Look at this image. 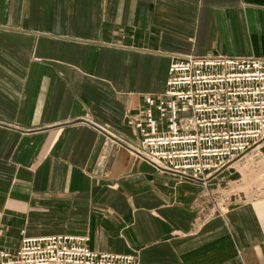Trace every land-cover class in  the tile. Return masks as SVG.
<instances>
[{
  "label": "crops",
  "instance_id": "1",
  "mask_svg": "<svg viewBox=\"0 0 264 264\" xmlns=\"http://www.w3.org/2000/svg\"><path fill=\"white\" fill-rule=\"evenodd\" d=\"M187 53L264 58V0H0V246L68 233L138 264H264V193L135 153L127 118Z\"/></svg>",
  "mask_w": 264,
  "mask_h": 264
},
{
  "label": "built area",
  "instance_id": "2",
  "mask_svg": "<svg viewBox=\"0 0 264 264\" xmlns=\"http://www.w3.org/2000/svg\"><path fill=\"white\" fill-rule=\"evenodd\" d=\"M127 124L135 153L157 171L206 184L264 142V58L172 54L163 90L146 93ZM78 234L23 235L0 246V264H138L130 253L97 252Z\"/></svg>",
  "mask_w": 264,
  "mask_h": 264
},
{
  "label": "rangeland",
  "instance_id": "3",
  "mask_svg": "<svg viewBox=\"0 0 264 264\" xmlns=\"http://www.w3.org/2000/svg\"><path fill=\"white\" fill-rule=\"evenodd\" d=\"M227 176L221 185V190L231 201L246 199L264 193V154L263 146L249 149L241 158L229 163ZM3 238L0 239V241ZM6 247L17 246L19 240H5Z\"/></svg>",
  "mask_w": 264,
  "mask_h": 264
}]
</instances>
